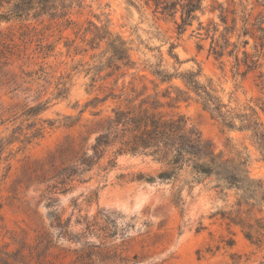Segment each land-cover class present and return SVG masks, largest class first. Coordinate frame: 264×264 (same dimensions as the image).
I'll use <instances>...</instances> for the list:
<instances>
[{"label":"rangeland","instance_id":"374dc122","mask_svg":"<svg viewBox=\"0 0 264 264\" xmlns=\"http://www.w3.org/2000/svg\"><path fill=\"white\" fill-rule=\"evenodd\" d=\"M214 1L235 13L228 15V24L235 17L236 31L244 25L243 16H249L248 28L253 37H246L249 43L245 50L253 55L259 44L257 38L262 36L256 28L260 22L264 27V0ZM130 2L135 6L129 0H83L82 7L73 8L69 17L82 29L93 30L89 26L92 22L121 36L131 44L138 75L148 79L151 76L143 71V66L159 62L161 55L162 69L168 72L196 70L199 65L203 79L212 80L227 109L237 112L247 104L257 106L264 126V91L256 86L264 58L259 61L262 69L234 79L233 59L225 56L215 60L209 54L210 36L205 38L203 31H197L196 21L177 36L173 18L155 14L153 6L144 1ZM203 6L204 14L198 13L200 21L204 25L209 20L220 24L218 13L209 12L216 5L207 0ZM175 19L179 21L178 14ZM59 22L45 16L37 23H24L29 29L21 28L19 22L0 25V119L47 102L45 111L35 118L18 115L17 120L6 122L0 127V137L9 136L13 128L30 132L27 130L41 121L54 122L51 127L45 125L42 138L20 151V145L14 144L9 161H0V250L13 251L23 245L47 250L48 259L54 264H264V245H251L241 230L226 219L236 202L235 191H225V197L217 194L214 177H202L189 194L184 190L183 204L176 207L170 203L174 192L171 182L148 184L118 178L120 174L138 172L154 176L160 165L150 158L122 156L117 160L118 167L106 177L96 170L84 171L73 182L59 185L49 193L53 176L74 165L83 153L88 154L99 122L115 104L88 107V102L95 96L102 97L113 82L101 80L106 71L96 76L91 70L108 57L102 54L105 44L91 49L90 33L84 36L78 26L64 29ZM32 26L36 30H30ZM222 30L220 26L219 32ZM230 40L236 42V35ZM170 43L175 45L173 52L180 64L168 55ZM242 51L240 48V59ZM136 71H128L125 82ZM121 83L120 79L118 87ZM171 84L181 86L177 80ZM96 112H100L98 117L92 115ZM174 112L183 115L209 140L216 153L248 157L251 177L264 184V163L249 132L227 129L195 102L181 103ZM7 163L11 167L6 174ZM94 190L97 199L87 203ZM55 214L60 215L65 235L54 221ZM258 217L264 218V207Z\"/></svg>","mask_w":264,"mask_h":264},{"label":"trees","instance_id":"16d2710c","mask_svg":"<svg viewBox=\"0 0 264 264\" xmlns=\"http://www.w3.org/2000/svg\"><path fill=\"white\" fill-rule=\"evenodd\" d=\"M146 5L153 6V12L160 14L163 18H173L177 36H181L193 22L198 23L197 31H203L205 38L210 36L211 46L209 54L215 60L223 57L233 59V78L244 77L250 72L262 69L259 62L264 58V27L262 22L257 26L256 32L262 36L257 38L259 44L254 47V54H249L245 48L248 45L246 37L252 38L249 32V16H243V27L236 31V18H231L228 24V15H235L226 10L222 4L211 0L215 5L210 7L209 12H217L220 24L209 20L206 25L200 21L198 13L204 14V2L207 0H141ZM129 3L134 5L133 2ZM83 0H0V25L19 22L21 28L29 29L24 25L28 21L36 23L43 17L50 21L58 20L64 29L70 26L77 27L70 19L73 8H81ZM135 6V5H134ZM179 15V21L175 18ZM262 20L263 18H259ZM40 24L42 21L39 22ZM88 28L83 35L90 33L89 40L91 49L105 44L106 49L103 56L108 55L105 62H99L91 68L94 75L106 71L103 79H113L109 88L102 97L95 96L88 102V107L107 102L115 103L109 114L99 122L98 134L90 147L88 154L83 153L74 165L67 166L58 171L52 178L54 184L49 187V193L57 186H65L67 182H73L82 172L88 173L94 170L103 177L118 167L119 157L150 158L154 163L160 165L159 172L152 176L142 172L120 174L119 179L130 182H144L154 184L156 182H171L174 192L170 197V203L174 206L183 204L182 193L189 194L193 185L200 183L202 177H214L217 194L226 196L225 191L233 190L236 202L233 210L226 219L229 224L238 227L243 237L256 247L264 245V218L258 217L263 213L264 207V184L261 180L251 177L248 165V157L237 153L233 157H227L223 153H216L213 144L202 137L200 132L189 125L187 119L174 110L181 103L195 102L212 117L218 119L221 124L229 130L237 132H249L251 138L260 152L264 163V126L260 120L257 106L245 105L240 111L227 109L211 79H203L202 68L198 65L196 70H185L168 72L162 69V55L159 62L147 63L143 71L147 72L151 79L145 75H138L136 63L132 60L129 43L121 36L112 34L108 27L96 26L89 22ZM220 26L223 27L219 32ZM30 30H36L34 26ZM219 34V39L216 35ZM236 32V34H235ZM2 34L0 29V35ZM236 35L237 41L231 42V36ZM243 40L239 43V39ZM255 39V36H254ZM221 40V43L219 42ZM242 48V58H239V49ZM175 45L169 44L168 55L177 64H180L177 55L173 52ZM241 67L244 70L241 71ZM137 70L130 74V80L125 82L129 75L128 71ZM95 78V77H94ZM91 79L93 83L96 81ZM257 87L264 91V68L259 71ZM122 80L120 87L118 82ZM177 80L181 86L172 85ZM168 85L163 90L160 87ZM151 86V89L148 88ZM118 88V92L116 89ZM47 107V102H40L34 106L22 108L20 112H14L6 120L0 119V127L6 122H13L19 116L35 118ZM15 110V108H14ZM261 111H263L261 109ZM9 112V110H8ZM98 117L100 112L92 114ZM64 119L70 120V117ZM53 121L44 120L41 124H34L27 131L22 128H13L10 135L0 137V161L8 162L12 156L14 144L20 145L18 151L24 149L33 140L42 138L47 127L53 125ZM71 126V125H67ZM31 129H33L31 131ZM6 156H3L6 154ZM10 164L4 167L6 174L10 170ZM64 190H62L63 192ZM97 199L96 190L91 191L87 197V203ZM2 203L0 201V231L2 230L3 217L1 214ZM57 227L63 233L64 226L61 224L60 215H53ZM233 246V244H228ZM0 264H54L48 259L47 250H33L25 245L20 249L8 251L0 250Z\"/></svg>","mask_w":264,"mask_h":264}]
</instances>
